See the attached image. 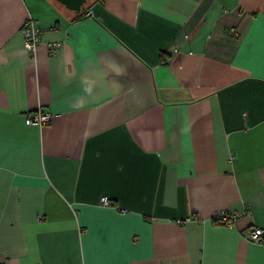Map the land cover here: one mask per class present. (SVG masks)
Returning a JSON list of instances; mask_svg holds the SVG:
<instances>
[{"label": "crops", "instance_id": "1", "mask_svg": "<svg viewBox=\"0 0 264 264\" xmlns=\"http://www.w3.org/2000/svg\"><path fill=\"white\" fill-rule=\"evenodd\" d=\"M254 226L264 0H0V264H264Z\"/></svg>", "mask_w": 264, "mask_h": 264}, {"label": "built area", "instance_id": "2", "mask_svg": "<svg viewBox=\"0 0 264 264\" xmlns=\"http://www.w3.org/2000/svg\"><path fill=\"white\" fill-rule=\"evenodd\" d=\"M21 32L24 39V45L29 50V52L33 55L35 49L41 42V34L43 29L37 26L34 20L29 16L25 20ZM60 45V41L52 40L48 43V52L49 54H53L58 46ZM51 117V113L47 111H42L37 109L32 115L27 116V121L31 124L41 125L49 121ZM100 203L103 205L109 204V199L106 195H101ZM238 216V213L231 212L226 209L217 210L210 219L215 222H221L226 225H231L233 220ZM196 218V217H194ZM180 221V220H178ZM247 238L252 241L263 243L264 242V229L258 226L251 227L247 233Z\"/></svg>", "mask_w": 264, "mask_h": 264}, {"label": "water", "instance_id": "3", "mask_svg": "<svg viewBox=\"0 0 264 264\" xmlns=\"http://www.w3.org/2000/svg\"><path fill=\"white\" fill-rule=\"evenodd\" d=\"M62 5H64L67 9L79 11L85 2V0H56Z\"/></svg>", "mask_w": 264, "mask_h": 264}, {"label": "trees", "instance_id": "4", "mask_svg": "<svg viewBox=\"0 0 264 264\" xmlns=\"http://www.w3.org/2000/svg\"><path fill=\"white\" fill-rule=\"evenodd\" d=\"M84 5H85V2L83 3V5H82V7H81V9L79 10V11H74V10H72V11H74V12H76L77 14H81V12H82V10H84Z\"/></svg>", "mask_w": 264, "mask_h": 264}]
</instances>
